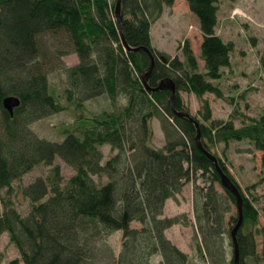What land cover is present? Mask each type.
Masks as SVG:
<instances>
[{"label":"trees","instance_id":"obj_1","mask_svg":"<svg viewBox=\"0 0 264 264\" xmlns=\"http://www.w3.org/2000/svg\"><path fill=\"white\" fill-rule=\"evenodd\" d=\"M217 1L185 0L201 34V70L186 39L177 45L182 59L151 45L150 24L173 0H121V32L128 45L151 50L149 86L164 77L174 81L175 109L185 108L179 90L200 100L201 120L193 118L204 149L211 152L218 143L247 140L261 152L264 163V113L244 116L246 122L235 125L231 116L212 117L202 98L206 92L221 95L213 80L229 65L233 50L231 41L215 33ZM113 4L114 0H0V234H7L18 254L7 264H88L95 242L114 231L120 232V247L111 255L112 264H150L154 255L160 264H189V255L164 233L175 223L186 224L185 215L163 216L162 208L184 183L205 172L210 179L191 205L194 249L208 264H225L224 222L231 227L237 213L229 214L227 221L224 215L233 196L222 186L221 191L214 187L219 179L212 162L194 145V126L171 111L169 91L144 87L141 74L148 68V56L141 49L124 48ZM68 53H74L77 62L63 64L60 57ZM259 64L264 71V51ZM54 69L64 74L62 95L67 103L80 109L85 100L104 95L112 107L77 119L72 128L63 129L60 140L40 137L29 126L64 108L48 83V72ZM6 94L19 98L12 115L1 105ZM152 117H157L164 138L159 147L151 143ZM103 144L113 152L102 161ZM55 157L73 169L64 182L58 164H52ZM39 163L51 165L46 176L17 187L29 202L22 215L7 194L14 180ZM241 196L238 263L246 264L247 257L264 261V223L256 229L262 236L258 253L252 230L257 212Z\"/></svg>","mask_w":264,"mask_h":264},{"label":"rangeland","instance_id":"obj_2","mask_svg":"<svg viewBox=\"0 0 264 264\" xmlns=\"http://www.w3.org/2000/svg\"><path fill=\"white\" fill-rule=\"evenodd\" d=\"M216 19L215 33L223 41H231L233 50L229 55V65L222 68L218 79L213 80V83L219 87L221 95L216 96L206 92L202 98L207 100L212 117L228 119L231 116L234 124L239 125L241 122H246L244 116L254 117L264 113V71L259 64L260 54L264 51V0H218ZM149 35L151 45L155 49L169 55L176 54L180 59H182L181 49L177 45H181L186 39L199 70L202 69L203 62L199 51L201 34L197 19L189 11L185 0H173L170 6L164 7L150 24ZM60 59L63 64L71 65L75 63L77 57L74 53H68ZM48 83L64 108L30 123V128L40 137L60 140L63 129L72 128V125L77 123V119L90 116L102 109L112 108L104 95L85 100L80 109L67 103L62 95V88L65 86L64 74L57 69L48 72ZM178 94L184 109L200 121L197 114L200 100L193 93L183 90H179ZM150 125L151 143L159 147L163 144L164 138L157 117L150 119ZM99 148L102 151V161L113 152L107 144ZM210 150L220 157L230 176L237 183L241 195L247 197L256 209L257 218L252 230L257 243L256 251L259 253L262 236L256 229L264 223V163L261 152L254 149L247 140H232L226 146L218 143ZM52 164H58L63 182L73 173V169L58 157L54 158ZM50 167L51 165L39 163L12 182L13 190L7 196L20 214L23 215L28 211L29 202L20 194L17 187L29 183L35 177L44 178ZM93 178L100 182L105 180V177L99 179L93 176ZM209 179L207 172L196 174L195 181L184 183L180 192L164 201L162 208L163 216L185 215L186 224L175 223L166 228L164 233L172 243L189 255V264H208L194 249L191 205L193 198L204 191ZM213 184L218 191H221L219 182L214 181ZM229 207L230 211L224 215V221H227L229 214L236 212L234 201L230 202ZM224 223L225 264H230V226ZM131 225L138 224L132 222ZM95 243V252L88 264H112L111 255L115 256L120 247V232H111L105 236L104 241ZM17 256V251L9 242L7 234H0V264H7ZM245 263L264 264V261L247 257ZM150 264H160L158 257L152 256Z\"/></svg>","mask_w":264,"mask_h":264},{"label":"water","instance_id":"obj_3","mask_svg":"<svg viewBox=\"0 0 264 264\" xmlns=\"http://www.w3.org/2000/svg\"><path fill=\"white\" fill-rule=\"evenodd\" d=\"M120 4L121 0H114L113 4V15L118 31V35L120 38V41L125 49L131 51V50H143L149 59V65L146 71H144L141 74V81L146 89L149 90H159V89H166L169 91V105L171 111L174 113V115L178 117H183L187 121H189L194 126V134H193V143L196 146L197 149L202 151L212 162L213 168L215 172L218 175L219 183L223 188H225L232 196L234 200V205L237 213V218L234 224L229 229V237L231 242V263L232 264H239L238 263V251H237V240H236V231L237 228L240 225L242 215H241V209H242V196L239 191V188L235 183L230 179V177L221 169V167L218 164L216 156L207 151L203 148L201 144V137H200V130L198 126V122L193 116L189 113L187 109H180L177 110L174 107V98H175V83L170 77H164L157 81L155 86H149L147 83V79L149 77V74L153 68L154 65V58L151 50L147 48L146 46L139 45V46H130L126 43L123 34L121 32L120 27V18H121V12H120ZM19 104V98L14 94H6L1 99V105L2 107L9 113V115H12L13 108L16 107Z\"/></svg>","mask_w":264,"mask_h":264},{"label":"crops","instance_id":"obj_4","mask_svg":"<svg viewBox=\"0 0 264 264\" xmlns=\"http://www.w3.org/2000/svg\"><path fill=\"white\" fill-rule=\"evenodd\" d=\"M76 60H77V59H75V62H77Z\"/></svg>","mask_w":264,"mask_h":264}]
</instances>
